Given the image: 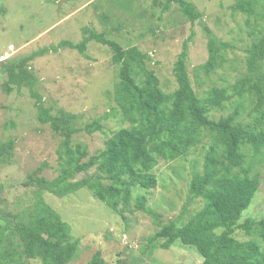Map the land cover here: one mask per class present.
Returning a JSON list of instances; mask_svg holds the SVG:
<instances>
[{
  "label": "trees",
  "instance_id": "obj_1",
  "mask_svg": "<svg viewBox=\"0 0 264 264\" xmlns=\"http://www.w3.org/2000/svg\"><path fill=\"white\" fill-rule=\"evenodd\" d=\"M154 2L163 12L173 6L191 24L199 22L205 30L209 57L194 68L197 75L202 72L209 76L223 67L233 45L217 38L205 26L204 12L188 0ZM232 10L248 17L245 23L251 44L246 50L247 74L229 87H212L205 96L198 95L192 86L187 42L174 64L178 87L171 93L163 90L155 71L149 69L151 55L137 46L124 49L106 39L105 34L84 30L89 36L82 43L63 41L53 47L54 52L67 48L84 55L89 42L96 41L110 47L112 64L119 68L118 81L107 92L115 105L104 118L115 119L121 128L109 132L105 147L94 156H90L86 145H73V138L82 132H103V120L78 127L76 115L63 110L53 115L34 91L35 80L27 66L48 50L17 62L1 63V71L7 76L5 92L28 87L36 100L39 122L48 124L62 142L57 150L60 174L51 181L43 177L48 165L44 162L25 183L26 187L37 189L36 201L15 216L12 249L3 245L7 228H0V264H71L76 258L79 240L72 237L70 226L45 203V193L61 198L86 187L123 219L127 212H144L158 224V215L147 208L146 196L136 198V192L149 194L157 188L154 169L160 160H183L205 140L210 143L203 146L202 170H194L188 197V204L201 199L204 208L186 224L179 220L163 225L149 242L155 247L163 240L159 247L165 250L181 243L195 249L203 264H264V218L242 219L260 187L254 166L264 162V0H236ZM218 111L228 112L215 120L210 114ZM13 149V140L0 145V163L11 161ZM92 169L95 172L85 180L69 182L75 175ZM240 230L252 239H236L235 233ZM86 264L107 263L97 251Z\"/></svg>",
  "mask_w": 264,
  "mask_h": 264
},
{
  "label": "rangeland",
  "instance_id": "obj_2",
  "mask_svg": "<svg viewBox=\"0 0 264 264\" xmlns=\"http://www.w3.org/2000/svg\"><path fill=\"white\" fill-rule=\"evenodd\" d=\"M154 1L0 0V145L14 141L11 161L0 163V228H7L4 246L13 247L11 240L15 237L11 229L16 223L15 216L36 201L37 189L25 186L29 175L44 162L48 165L43 169V177L51 181L60 174L57 150L62 138L48 124L39 122L36 100L28 87L5 92L7 76L1 71L2 62H17L48 50L27 66L35 80L34 91L53 115L60 110L76 115L78 127L103 120V132L93 135L82 132L73 138V145H86L90 156L105 147L109 132L121 128L115 119L104 118L115 105L107 92L118 81L119 68L112 64L108 45L90 41L84 55L67 48L54 52L53 47L61 42L80 44L89 36L84 33L87 30L105 34L106 39L124 49L137 46L151 55L148 67L155 71L167 93L178 87L173 68L184 42L188 44L191 83L198 95L205 96L214 86L229 87L247 74L246 50L251 44L245 23L248 17L233 12L236 0H188L205 13V26L217 38L233 45L227 52L228 61L209 76L202 72L197 75L194 69L209 57L206 32L201 24H191L173 6L163 12ZM227 112H212L210 116L218 120ZM208 143L205 140L183 160L172 163L160 160L154 169L157 188L149 194L136 192V198L146 196L147 208L158 215V224L144 212H127L123 219L86 187L61 198L45 193V203L70 226L72 237L79 240L77 256L71 264H86L97 251L107 264H203L193 248L177 243L165 250L159 247L163 240L153 247L149 238L170 221L190 222L204 208L201 199L188 204V197L193 172L202 170L203 146ZM254 170L259 174L260 187L242 219L264 218V162H257ZM94 172L92 169L77 174L69 182L85 180ZM235 237L240 241L252 239L241 230L236 231Z\"/></svg>",
  "mask_w": 264,
  "mask_h": 264
}]
</instances>
